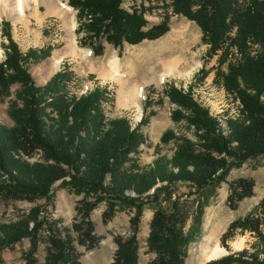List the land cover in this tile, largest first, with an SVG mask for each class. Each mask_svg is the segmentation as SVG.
<instances>
[{"label":"trees","instance_id":"trees-1","mask_svg":"<svg viewBox=\"0 0 264 264\" xmlns=\"http://www.w3.org/2000/svg\"><path fill=\"white\" fill-rule=\"evenodd\" d=\"M122 2L69 0V5L78 9L79 19H83L77 28L78 32L81 28L86 31L81 43L90 45L96 54L103 51L99 42L102 37L122 47L124 42L137 44L156 39L170 29L166 20L146 28L144 16L137 10L124 9ZM172 5L175 13L194 20L202 28L209 57L220 52L221 65L228 62L227 70L218 69L217 73L222 86L239 98L243 107L238 117L222 118L194 96L192 85L188 90L174 83L167 85L163 92L176 105L171 114L173 120L188 122L197 139L178 134L174 128L166 129L161 140H176L175 152L171 157L158 152L146 166L138 159L144 142L139 129L154 115L153 111L148 113L151 97L144 102L142 119L133 126L127 116L107 118L102 102L110 99V91L105 85L98 84L85 94L69 97L66 83L72 70L68 66L37 85L28 67L35 51L23 54L11 22L2 20L9 43L6 59L0 62V92L8 94L14 82H21L18 96L23 105L14 104L9 111L14 126L0 124V189L6 198H50L52 185L61 180L78 192L94 196V200L86 197L81 202V218L74 223L79 240L90 246L99 240L90 213L100 201L108 203L106 219L113 216L116 206L135 208L132 231L128 236L115 238L117 249L110 264L138 263L137 232L146 198H154L179 181L201 189L222 179L231 165L264 154V0H172ZM234 28L235 35H231ZM255 44L259 49L253 52ZM234 48L238 51L237 60L229 59ZM201 71L206 76L207 72ZM47 107L55 109L58 116H51ZM33 148L42 149L45 158L53 162L31 164L14 157V152ZM220 170L222 173H218ZM234 186L229 200L236 206L240 199L252 194L254 181L240 178ZM180 215L178 210L156 209L148 242L157 255L148 264L185 263L191 237L180 228ZM44 223L40 209H33L26 217L1 224L0 248L33 234L28 258L32 264L38 241L36 232ZM51 229V248L45 264H82L72 236L62 235L53 225ZM238 230L255 234L253 249L232 252L206 264H264V198L256 211L229 225L222 237L223 246L228 248L225 241Z\"/></svg>","mask_w":264,"mask_h":264},{"label":"rangeland","instance_id":"rangeland-1","mask_svg":"<svg viewBox=\"0 0 264 264\" xmlns=\"http://www.w3.org/2000/svg\"><path fill=\"white\" fill-rule=\"evenodd\" d=\"M5 3L4 0L0 3V48L2 50L0 62L6 59L8 51L9 40L2 29V20L8 19L13 24V32L21 43L23 54L31 50L35 51L28 67L37 85L46 83L58 70H55L48 78L40 80L35 72L36 68L44 62H49L52 57H58L60 59L59 70L64 69L63 65L70 66L72 70L71 79L66 83L69 97L85 94L91 87H96L95 84L98 81L104 80L108 83L107 87H110V99L102 102L107 118L127 116L133 126L142 119L145 112L144 102L147 97H151L152 104L148 107V113L153 111L154 115H151L149 122L142 124L139 129L144 136L138 156L143 166L149 165L158 156V152L168 157L175 152L178 144L176 140L172 139L167 143L161 140L166 129L174 128L178 134L197 139L188 122L173 120L171 114L176 105L163 92L167 85L174 83L185 90L192 85L194 96L212 109L213 113L218 112L219 117L241 115L243 104L239 98L230 94L222 86L221 77L217 73L218 69L226 71L228 62L221 65L220 52L209 57V44L203 40L202 28L194 20L175 13L172 0H123L124 9L129 12L137 10L144 16L147 20L146 28L161 24L166 20L170 29L156 39H145L137 44L124 42L122 47H116L102 37L99 40L103 46L100 54H96L90 45L81 43L86 31L81 28L78 32L77 28L83 19H79L78 9L72 6L67 7L70 6L68 2L58 3L57 0H52L57 10L59 7L67 10V17L58 12V18L55 21L52 20L54 26L46 22L43 24L40 18L37 19V12L40 14L48 10L53 13L55 11L51 10L46 0H31L25 4L23 11L13 9L14 3L11 5L13 9L11 11ZM72 21L75 22L73 27ZM230 34L235 35V28ZM71 39L79 47L90 49L92 54L88 57L73 56L68 48ZM258 49L259 45L255 44L253 52ZM237 54L238 51L234 48L229 59L237 60ZM110 56L118 59L117 69L120 72V79L109 75L114 71L109 63ZM178 56L184 58L177 68L178 72L162 78L161 74L166 67L164 62ZM153 64L155 65L153 71L144 73L146 67ZM201 69L207 72L206 76L203 77ZM121 80L130 82L131 87L138 90L143 88L144 96L141 105L136 102L138 97L129 102L118 103L117 96ZM22 86L21 82H14L8 94L0 92V124L15 125L9 111L14 104L23 105V100L18 96ZM46 111L53 117L58 116L57 111L52 107H47ZM45 119L49 120L47 117ZM14 157L31 164L53 162L45 158V153L40 148L14 152ZM218 173H222V170ZM240 178L254 181L253 192L240 199L234 206L229 196L233 194V186ZM3 191L0 189V225L26 217L32 213L33 209H40V218L45 221L36 232L38 241L32 253V264H45L46 262V256L51 248V225L58 228L62 235L72 236L82 264H110L117 249L115 238L118 235L128 236L132 231L131 217L135 213V208L116 206L113 216L106 219L105 212L108 209V203L102 200L90 213V218L94 223V233L99 239L97 244L90 246L79 240L80 235L74 230V223L81 218L78 214V207L84 198L94 200L95 197L85 192H78L70 185L63 184L61 180L52 185L50 198L46 196L35 199L6 198L7 194ZM150 192L153 193L154 188ZM263 198L264 154L251 157L239 165H231L227 172L222 174V179H216L201 189H197L190 182L179 181L154 198H146L137 232L139 243L137 264H148L157 255L149 248L148 242L151 221L157 208L168 212L178 210L181 214L180 228L184 235L191 237V241L186 246L187 256L184 264H206L212 260L206 257L207 249L204 243L206 234L217 232V246H223L222 237L229 225L234 220L256 211ZM30 224L33 225L32 222ZM32 236L33 234L24 236L17 242L0 248V264H30L28 258L32 249ZM256 240L252 232L238 230L233 237L225 241L228 245V248L224 246L227 251L217 258L245 248L252 250V245ZM215 247L216 245H212V248Z\"/></svg>","mask_w":264,"mask_h":264},{"label":"bare ground","instance_id":"bare-ground-1","mask_svg":"<svg viewBox=\"0 0 264 264\" xmlns=\"http://www.w3.org/2000/svg\"><path fill=\"white\" fill-rule=\"evenodd\" d=\"M4 1L7 3L8 8L11 11L13 9H16V10L18 9L20 11H23L25 4L31 0H4ZM1 2H3V0H0V3ZM12 3H14L13 9L11 7ZM46 3L49 5L51 10H55L54 12H56V13L59 12L60 15L67 17V10H65V9L63 10L64 7L63 8L59 7V9L57 10V8L55 9L56 6L54 3H52V0H46ZM4 6H6V5H4ZM67 7L69 8L70 6H67ZM74 24H75V22L72 21V27L74 26ZM68 48H69V52L72 53L73 56L80 55L82 57H88L92 54V51L90 49L79 47L73 39H71L70 42L68 43ZM1 53H2V50L0 48V55H1ZM150 56H148V57L150 58ZM170 58L171 57H169V59ZM182 59H184V58L178 56V57H173V58H171V60L164 62V64L166 63V67L164 68L165 70L161 74L162 78H165L168 74L175 73L177 71V68L181 64ZM109 63L112 65V68L114 69V71L110 72L109 75L112 78H115V79L119 78L120 79V72H118V69H117V67H118L117 57L110 56L109 57ZM59 64H60V59H58V57H52V59L49 62H44V63H42V65L38 66L36 68L35 72H36L38 78L40 80H43V79L48 78L52 73H54L55 70H58ZM164 64H163V66H164ZM154 66H155L154 64L147 66L144 73H149V72L153 71ZM190 72H191V70L188 71L187 73L189 74ZM157 77H158V75H157ZM122 81L123 80H121V82H120L121 84H120V88L118 90V96H117L118 103L121 104V103L129 102V101H132L133 99L135 100L138 97L136 102L141 105L142 97L144 96L143 88H141V90H138L135 87L134 88L131 87L130 82H128L126 80H124L123 82ZM130 92H131V94H130ZM139 96L141 98H139ZM204 238H205V242H204L205 243V249H207L206 257L208 258V260L213 259V258H217V257L221 256L224 252L227 251L224 246H222V245L217 246V232H210V234H208V235L206 234V236ZM212 245H216V247L212 248Z\"/></svg>","mask_w":264,"mask_h":264},{"label":"crops","instance_id":"crops-1","mask_svg":"<svg viewBox=\"0 0 264 264\" xmlns=\"http://www.w3.org/2000/svg\"><path fill=\"white\" fill-rule=\"evenodd\" d=\"M57 2L58 3H64V2H68V4H69V0H57ZM58 3H56V4H58ZM56 6V5H55ZM70 7H71V5H70ZM73 7V6H72ZM56 8H57V6H56ZM74 8V7H73ZM37 14V19L39 20V18H40V20H41V23H49V25H53L54 26V23H53V21L52 20H54L55 21V19H57L58 18V13H53V12H51L50 10H48L47 12H45V13H36ZM8 20V19H7ZM11 22V21H10ZM11 24H12V22H11ZM12 32H13V24H12ZM13 35H14V32H13ZM14 38L18 41V43H19V45H20V47H21V43L19 42V39H17L16 37H15V35H14ZM63 59H64V57H63ZM65 66H67V65H63L62 66V68H65ZM70 69H71V67L70 66H68ZM98 84H100V85H104L105 84V86H108L107 84V82L106 81H102V80H100V81H98V83H96L95 85H98ZM94 87H91L90 89H89V91L90 90H92ZM110 87H108V89H109Z\"/></svg>","mask_w":264,"mask_h":264},{"label":"built area","instance_id":"built-area-1","mask_svg":"<svg viewBox=\"0 0 264 264\" xmlns=\"http://www.w3.org/2000/svg\"><path fill=\"white\" fill-rule=\"evenodd\" d=\"M211 111H212V109H211ZM213 112V111H212ZM217 114H218V112H216Z\"/></svg>","mask_w":264,"mask_h":264},{"label":"water","instance_id":"water-1","mask_svg":"<svg viewBox=\"0 0 264 264\" xmlns=\"http://www.w3.org/2000/svg\"><path fill=\"white\" fill-rule=\"evenodd\" d=\"M59 70V69H58Z\"/></svg>","mask_w":264,"mask_h":264}]
</instances>
